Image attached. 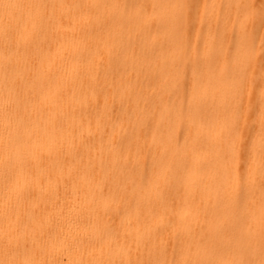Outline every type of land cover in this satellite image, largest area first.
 I'll use <instances>...</instances> for the list:
<instances>
[{
	"label": "bare ground",
	"instance_id": "1",
	"mask_svg": "<svg viewBox=\"0 0 264 264\" xmlns=\"http://www.w3.org/2000/svg\"><path fill=\"white\" fill-rule=\"evenodd\" d=\"M0 264H264V0H0Z\"/></svg>",
	"mask_w": 264,
	"mask_h": 264
}]
</instances>
